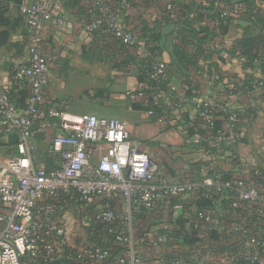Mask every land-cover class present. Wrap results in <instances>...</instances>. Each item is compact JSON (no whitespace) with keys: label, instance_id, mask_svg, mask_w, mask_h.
Returning <instances> with one entry per match:
<instances>
[{"label":"built area","instance_id":"built-area-1","mask_svg":"<svg viewBox=\"0 0 264 264\" xmlns=\"http://www.w3.org/2000/svg\"><path fill=\"white\" fill-rule=\"evenodd\" d=\"M86 1L94 6L89 11L95 12L96 16L89 22L78 20V24L89 39L105 23L103 33L135 50L141 59H149L139 38L121 23V13L129 7L131 0H121L116 8L111 7L108 0ZM12 8H17L24 19L28 40L27 63L14 69L13 79L27 81L30 92L24 113L18 114L8 91H0V128L14 135L17 141L16 155L0 165V264H33L35 261L51 264L64 257L80 258L83 255L67 243V227L57 206L61 195L69 196L71 200L77 197L85 206L95 199L123 203L121 215L107 205L94 212L90 220L110 226L119 219L124 221V231L110 227L108 233L122 245L127 264H143L133 235L134 216L158 213L159 207L174 213L182 211V200L193 197L200 189H207L204 194L207 197L231 193L234 196L233 210L253 206L252 210L247 207L249 216L263 219L264 223V192L251 187L245 176L233 182H220L218 177L186 182L172 180L161 173L155 161L139 150V144L129 138L124 124L116 118L50 113L60 120L59 130L51 140L52 151L58 156L59 163L51 170L36 167L32 128L48 73V62L42 51L44 24L56 17L58 27L63 28L66 21L58 17L56 7L49 5L47 0L23 1L18 6L9 5V9ZM167 9L171 10L172 6L167 5ZM148 69L149 76L156 81H161L165 75V64L160 60L149 62ZM252 87L254 90L250 92L246 88L245 94L259 97L262 84L256 83ZM188 89L187 86L169 87V101L176 112L180 108L179 104L174 105L176 99L205 119L210 120L214 113L228 112L226 103L220 99L200 94L185 99ZM237 120L238 114L229 112L223 130L232 131ZM193 142L198 143V139ZM261 143L264 146V134ZM100 145H105L104 152L94 162L96 147ZM255 167L253 161L244 163L245 173L248 168ZM202 227L209 231L222 230L210 212H202L194 222L195 230ZM154 232L150 231L146 236L151 239L152 247H159L165 239ZM224 232L234 240L238 251L229 258L230 262L238 258L245 264H264V224H240ZM91 247L95 264H109L110 252L106 248L98 244ZM205 248L200 245L192 255L184 257H172L167 253L160 258V264H193L195 257ZM226 259V263H222L223 258L216 262L227 264L228 257Z\"/></svg>","mask_w":264,"mask_h":264},{"label":"crops","instance_id":"crops-1","mask_svg":"<svg viewBox=\"0 0 264 264\" xmlns=\"http://www.w3.org/2000/svg\"><path fill=\"white\" fill-rule=\"evenodd\" d=\"M47 1L49 5L56 7L58 17L65 19L66 26L59 28L56 17L44 24L42 51L48 62V73L43 99L38 106L39 112L34 119L32 128V138L37 153L34 155L36 167L49 169L56 162L58 163V156L52 151L51 140L53 134L59 130L60 120L51 116L52 112L70 115L92 114L98 117L119 119L124 124L129 138L139 144V150L159 165L162 174L175 181L186 182L192 181L196 177H204L207 170H230L232 168L229 161L231 154L241 159L243 163L253 161L255 164H261L264 161V146L261 143L264 134V98L259 96L248 99L246 96H238L227 91L228 88L232 89L229 80L242 79L244 76L243 59L237 56L233 57L228 52L243 34L242 28L237 23L253 19L262 20L263 27L254 26L251 33L255 35L261 30L264 33V0H229L230 6L216 2L215 6L219 10L225 11L228 8L229 16L234 21L224 34L218 28V23L215 20H207L202 23L213 35L212 40L204 46L203 53L206 60L199 58L197 68L191 67L187 74L185 73L202 96L223 100L229 112L248 110L255 116L251 126L245 125L242 128L246 132L235 137V139L243 138L244 142L228 140L226 142L228 151L222 148L218 149L215 154L206 152L195 144L193 140L199 137L193 135L190 138L185 127L179 126L176 120L163 118L142 108H133V105L141 107L148 105L146 98L140 95L146 87L139 83L138 79L142 59L135 50L129 48L121 56H116L118 58L115 59L116 52L101 47V44L92 41L93 38L89 39L78 24L79 13L85 8L92 7L89 2L86 0ZM163 15L162 10L155 4L151 2L145 4L135 0L122 14L121 23L130 30H137L138 34H141V29L144 27L153 29L157 26L161 48L154 52L158 54L157 60L169 65L172 46L176 44V27L173 23L165 21ZM7 16L17 26L8 43L0 48V91H8L15 111L22 114L25 111L30 92L29 84L27 81H15L13 71L17 66L27 63L28 40L24 19L18 9H9ZM138 38L145 49L147 40L142 37ZM251 74L255 79L262 78L258 70ZM186 109L190 115L194 114L191 107ZM104 149L105 145L96 147L93 156L94 162L98 160ZM15 155L16 141L14 137L0 128V165ZM54 156H57V159ZM202 165L201 170L199 168ZM185 200L182 201L183 204L186 203ZM108 204L118 213L123 211L124 206L121 201L111 202L106 199H95L82 209H87L88 214L86 215L91 217L92 213ZM73 205L77 207L75 204H70L59 215L65 218L64 213L67 208ZM190 205H188V210L196 214L197 209ZM83 213L85 215V212ZM180 213L181 211H178L177 215ZM64 222L66 223L65 220ZM152 222L153 217L147 215L146 221L142 222L144 228L142 227L141 231L148 229L156 233L161 232L162 228H170L168 227L169 223L165 221L159 224ZM89 224L90 221L84 223L86 227ZM124 224L122 231L126 227ZM234 226L236 225H232L228 229L230 230ZM86 227L76 224L72 233L67 237V243L72 249L83 253L81 261L83 264H95L92 260L91 247L95 243H90ZM98 234L99 240L105 242L102 235ZM136 238L140 256L149 263L160 264V258L171 253L173 249V247L169 249L144 247L139 241L138 235ZM113 255L110 264H127L126 258L123 257V251ZM205 258L202 257L196 261L203 264L210 259H224L221 255H207Z\"/></svg>","mask_w":264,"mask_h":264},{"label":"trees","instance_id":"trees-1","mask_svg":"<svg viewBox=\"0 0 264 264\" xmlns=\"http://www.w3.org/2000/svg\"><path fill=\"white\" fill-rule=\"evenodd\" d=\"M120 1L121 0H108L109 5H111V7L113 8H116L119 5ZM134 1L135 0H131L129 2V7ZM139 1L145 4L150 2L155 4L162 10L164 14L163 19L175 25L176 44L172 46L171 61L169 65H165L164 77L161 79V81H156L149 76L148 65L149 62L157 60L158 54L154 51L157 49L160 50L161 48L160 34L157 32V26L153 29H148V27L142 28V35L138 34L137 30H131V32H133L137 37H142L147 40V42L145 43V50L150 56L149 59L141 60V67L139 69L138 77L139 83L146 86L141 94L146 98V104L148 105L147 107L133 105V108H142L163 118L176 120L179 126L185 127V131L190 138L193 135L199 137L198 143L195 144L200 146L206 152H213L215 154L218 152V149L222 148H224L225 151H228V147L226 145V142H228V140H232L234 142H244L243 138L235 139V137L237 138L240 134H244L246 132L242 129L245 125H247V127L251 126V123L254 120L255 116H253V113H251L250 111H234L238 114L237 123L232 131L225 132L223 130V126L226 122L229 111L227 113H214V115H212V118L209 120L203 117H199L196 114L190 115L188 113V110L186 109V104L181 103L178 99H176V101L174 102V105L179 104L180 106L179 110L176 112L175 107L173 108V103L169 101L168 89L171 85H176L178 87L187 86L189 88L185 93V99L187 100H189V98L195 94H200L198 93L191 80H189V76L186 74L189 68H197L199 58H203L206 60V57L203 53L204 46L207 45L213 38V35L211 34L208 27L202 25V23L207 20H215L218 23V28L223 34L227 31L228 26L233 23L234 19L229 16L228 8L223 11L219 10V8L215 6L216 2H221L225 6H230L229 0H211L210 2L208 0H192L188 2L177 0ZM22 2L23 0H0V48L8 43L11 34L17 26L16 23L7 16L9 5L18 6ZM169 4L172 6L171 10L167 9V5ZM92 8H94V6L83 9L78 15V20L84 19L89 22L93 18H95V12L90 13L89 11V9ZM127 9L122 11L121 16ZM204 12H208V14L204 15ZM225 12L227 15L223 16V13ZM237 25L242 28L243 34L240 39L237 40L235 44L229 49L228 52L233 57L237 56L243 59L244 63L242 68L244 71V76L242 79L229 80L231 81L230 84L232 86V89L228 88L227 91L231 94H236L242 97L246 96L248 97V99H250L252 98V93L246 95V88H248L250 92H252L254 90L252 85L261 83L262 94L260 95V97L264 98V33L262 30L255 35L251 33V30L254 26L263 27L262 20L253 19L240 22L238 21ZM104 29H106L105 23L102 24V27L100 29L96 30L93 33L92 41L99 45L101 44V47H106L107 49L116 52V54L114 55L116 59L118 58L116 56H121L129 47L125 46L123 43H121V41H119L112 35L103 33ZM127 59L130 58L127 57ZM255 70H258L261 73V79H255L253 77V74L251 73ZM12 136L16 141V137L14 135ZM54 157H56L57 159V156ZM229 158L231 160H226H229L232 165V168L230 170H207L204 177H196V179L192 181L201 180L207 177H218L220 182H233L244 177V174H246V176L244 177L246 179V182L251 187L257 189L259 192H264V161L261 164H256L255 168H248L247 172L245 173L244 163L241 161V159L235 157L234 154H231ZM58 163L56 162L47 170L56 168L58 166ZM202 167L203 165L199 169L202 170ZM206 191L207 189H200L197 193H195L193 197H187L185 200L186 203H184V208L181 211L180 215H176L173 211H167L160 207L157 209L158 213L135 215L133 220V235L135 239H137L136 237L138 235L139 241L144 247L153 248L151 239L146 236V233L150 232V230L146 229L145 231H141V228H144L142 222L146 221L147 215H151L153 217L152 223L154 224L163 223V221L169 223L168 227L170 228H162L161 232L155 233L157 235H163L165 239L164 243L159 247L169 249L170 247L176 248V246L188 245V250L186 251V253L184 251L182 252L172 249L171 253L168 254L169 256L184 257L187 255H192L200 245H204L206 248L201 252V254L195 257L193 264H201L196 260L202 257L205 258L207 255H221V257H226L227 255L228 259L235 255V253H237L238 251L234 247V240L229 239L224 231L230 228V226L232 225H253L254 223L259 222H261V224H264L263 219L252 218L249 216L247 212L248 208L252 210L253 206H247L248 208L246 206H243L241 209L233 210L231 208V203L234 200V196L229 192H224L219 196L207 197L204 195ZM57 202V206L60 210L59 214L65 211L66 206H69L70 204H75L78 208L81 206L86 207L85 203L82 200L78 199L77 197H74L71 200L70 197L66 195H61ZM188 205L194 206L197 209L196 214H193L190 210H188ZM202 212H210L212 216L219 222V226L222 228V230L209 231L203 228H201L200 230H195L194 222L198 220V215ZM121 213H119V215H121ZM93 214L94 213H92V215ZM257 219L260 220L258 221ZM123 224L124 221L122 219H119L111 226L107 224H100L95 222L94 220H90L89 226H84L86 227V230H88L89 239L91 240L90 243L94 242L95 244H98L100 246L103 244L102 247L106 248L110 252L109 264L112 257H114L113 254L117 255L119 252L122 253L123 247L119 242H117L112 234L108 233V229L112 227L116 228L119 231H122ZM198 224L200 225L199 221ZM98 233L102 235V239H104L105 242H103L101 239L99 240ZM101 242L103 243L101 244ZM72 252L75 251L72 250ZM140 258L143 264L149 263L142 259L141 256ZM61 260L64 261L55 264H83L81 262L83 260V255L80 258L64 257ZM216 261L217 260H213L210 263L208 260L207 262H209V264H217ZM230 263L228 262L227 264ZM33 264H40V262L35 261V263ZM203 264L207 263L203 262ZM232 264L245 263L238 258H234L232 259Z\"/></svg>","mask_w":264,"mask_h":264},{"label":"rangeland","instance_id":"rangeland-1","mask_svg":"<svg viewBox=\"0 0 264 264\" xmlns=\"http://www.w3.org/2000/svg\"><path fill=\"white\" fill-rule=\"evenodd\" d=\"M35 153H36V151H35ZM83 207L84 206H81V207L78 208V207H74V205H73V206L68 207L66 212L64 213L66 215V217L64 218V216H63V218H64V220L67 223V224L65 223L66 227L68 225L67 228H69V229H67V236L66 237H68L70 235V233H72V230H74V227H75L76 224L80 225L81 227H84L85 226L84 223L86 224V223H88V221H90V216L86 215V214H88L87 210L86 209L83 210L82 209ZM83 212H85V215H84ZM177 214H178V212H176V215ZM68 231H69V233H68ZM187 246L188 245L176 246V248H173V250L175 249L177 251L178 250L182 251V252L184 251L186 253V251L188 250ZM226 257H228V256L226 255ZM226 257H225V259L222 260V263H226L227 262ZM228 261L230 263V259H228ZM230 264H232V261H231Z\"/></svg>","mask_w":264,"mask_h":264},{"label":"water","instance_id":"water-1","mask_svg":"<svg viewBox=\"0 0 264 264\" xmlns=\"http://www.w3.org/2000/svg\"><path fill=\"white\" fill-rule=\"evenodd\" d=\"M61 261H64V260H61V259H59V260H55V261L52 262L51 264L59 263V262H61Z\"/></svg>","mask_w":264,"mask_h":264}]
</instances>
